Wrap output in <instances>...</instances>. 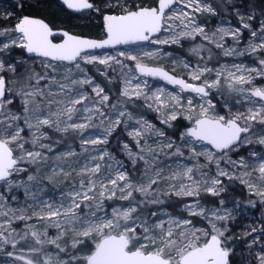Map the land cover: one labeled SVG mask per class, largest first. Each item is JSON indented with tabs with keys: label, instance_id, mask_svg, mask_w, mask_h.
Returning a JSON list of instances; mask_svg holds the SVG:
<instances>
[{
	"label": "snow or ice",
	"instance_id": "6c2138e0",
	"mask_svg": "<svg viewBox=\"0 0 264 264\" xmlns=\"http://www.w3.org/2000/svg\"><path fill=\"white\" fill-rule=\"evenodd\" d=\"M225 14L236 24L208 30ZM235 183L264 207V0H13L0 15L3 264H264V224L230 227ZM19 189L31 203L12 207Z\"/></svg>",
	"mask_w": 264,
	"mask_h": 264
},
{
	"label": "rangeland",
	"instance_id": "374dc122",
	"mask_svg": "<svg viewBox=\"0 0 264 264\" xmlns=\"http://www.w3.org/2000/svg\"><path fill=\"white\" fill-rule=\"evenodd\" d=\"M12 2H13V0H0V15H3V13L6 11H10ZM209 2H213V1L209 0ZM251 11H253V10L251 9ZM19 14L20 13L17 12L15 15H19ZM226 21H230L232 25L236 24V20L231 15L225 14V15H221L218 17H208L207 28H208V30H212V29H215L219 26H228ZM15 22H16L15 17H13V19L9 23L5 24L4 26L5 27H8L9 25L12 26V24H14ZM94 22L96 24H99L98 19ZM253 23L255 24L256 22L253 21ZM96 30H97V32H96ZM96 30L94 29V31L92 30L88 34L93 36V37L99 38L102 35V32L98 28ZM198 42H199V40H197L196 42H193V43H198ZM189 46L190 45L186 44L185 49ZM148 47H153V46H148ZM160 47L164 48L165 51H173V49L176 46H170V47L169 46H160ZM114 51L115 50L100 51V52L113 53ZM218 51L219 50L213 49V54L215 55ZM100 52H98V54ZM173 55H174V57L179 58L180 54L178 52H174ZM171 59L172 58H164V59L159 60V61L145 60L144 62L149 63L152 66H162V67L170 69L172 67ZM191 59L195 60V57H192ZM224 59L230 60L231 58H224ZM241 59H244L246 63L248 62L247 58H241ZM37 70L39 71L40 69L38 68ZM177 71L182 74V72L179 68L177 69ZM150 83L164 86V84L162 82H159V81L150 80ZM168 90H172V89L168 88ZM150 113H151L152 117L146 116V118L149 119L150 121H152L153 123H156L157 121L153 119L156 114L152 113V112H150ZM68 143H72L73 146H75V144L71 141V139L68 140ZM114 149H115V142H114V144L112 143L109 146L110 151H112ZM117 157H118V159L123 160L126 165L128 164L127 159L123 156L122 153H118ZM44 173H47V168H45L43 170L42 174H44ZM21 178L24 179L25 177H21ZM235 184H237L240 187V191L242 193L240 195H235L234 193H231L230 191H228V193L225 194L224 198L226 199V202L230 201L233 197L235 198L236 201L240 202V207H235L231 203H227V206L233 210V215L235 217V220L230 224V227H232L237 234H242L248 230L249 226L259 227L260 225L264 224V207H262L260 204H257V206L255 208L250 207L248 205V200L249 199L255 200L256 197H254V196L249 197L247 190L244 189L243 186L239 185L238 183H235ZM68 188H69L68 185H59L55 189H53L52 186L49 185L48 186V192H46L45 195H47L48 193L53 192V191L57 192V193L62 192V191H67ZM12 194L17 197L16 201H9V204L12 207H18V208L24 207L27 203H31V198L25 196L23 189L14 190V192ZM0 219H2V218H0ZM20 223L22 224V222H20ZM38 227H40L42 229L44 226L38 225ZM48 232H49V235H54L56 230L49 228ZM254 235H259V232L255 233ZM245 239L251 240L252 237H250V236L245 237ZM260 243L264 244V240H262ZM239 247L240 246L237 245L238 249H239ZM69 251H71L70 246H69ZM256 251H259V248H256ZM241 254L242 255L247 254V250L245 249L244 252H242ZM5 259H6L5 257L0 255V264H3V261Z\"/></svg>",
	"mask_w": 264,
	"mask_h": 264
},
{
	"label": "trees",
	"instance_id": "16d2710c",
	"mask_svg": "<svg viewBox=\"0 0 264 264\" xmlns=\"http://www.w3.org/2000/svg\"><path fill=\"white\" fill-rule=\"evenodd\" d=\"M211 1H213V0H211ZM241 2H242V0H241ZM257 15H259V10L258 9H252ZM28 11H30V12H33V14H35V15H43V16H51V14H50V12H48V11H43V12H41V11H39V10H37V9H29ZM8 27H11L10 25L8 26ZM96 30V29H95ZM94 31V30H93ZM91 32V31H90ZM96 32H97V30H96ZM144 112H145V115L146 116H148V117H152V115H151V113L150 112H148L147 110H144ZM119 131V130H118ZM114 142H115V147H116V141L115 140H112V142H111V144L113 143L114 144ZM228 191H230L231 193H234L235 195H240L242 192L240 191V187L237 185V184H232V185H230L229 186V190Z\"/></svg>",
	"mask_w": 264,
	"mask_h": 264
},
{
	"label": "water",
	"instance_id": "95a60500",
	"mask_svg": "<svg viewBox=\"0 0 264 264\" xmlns=\"http://www.w3.org/2000/svg\"><path fill=\"white\" fill-rule=\"evenodd\" d=\"M131 47H136V46H131ZM110 50H112V49H109V50H99L98 52H100V51H110ZM151 80V79H150ZM164 83V82H163ZM168 86H171V85H168Z\"/></svg>",
	"mask_w": 264,
	"mask_h": 264
}]
</instances>
